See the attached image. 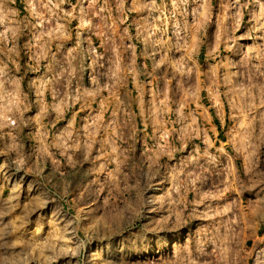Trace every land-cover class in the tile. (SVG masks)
I'll return each instance as SVG.
<instances>
[{
    "label": "rangeland",
    "instance_id": "1",
    "mask_svg": "<svg viewBox=\"0 0 264 264\" xmlns=\"http://www.w3.org/2000/svg\"><path fill=\"white\" fill-rule=\"evenodd\" d=\"M0 264H264V0H0Z\"/></svg>",
    "mask_w": 264,
    "mask_h": 264
},
{
    "label": "crops",
    "instance_id": "2",
    "mask_svg": "<svg viewBox=\"0 0 264 264\" xmlns=\"http://www.w3.org/2000/svg\"><path fill=\"white\" fill-rule=\"evenodd\" d=\"M40 104V103H38ZM43 104V103H42ZM217 123H219V125H217V127H222V124H223V118L221 116H218L217 117ZM57 122H60L61 121V117L58 118V120H56Z\"/></svg>",
    "mask_w": 264,
    "mask_h": 264
},
{
    "label": "bare ground",
    "instance_id": "3",
    "mask_svg": "<svg viewBox=\"0 0 264 264\" xmlns=\"http://www.w3.org/2000/svg\"><path fill=\"white\" fill-rule=\"evenodd\" d=\"M180 235V234H179ZM179 237V236H178Z\"/></svg>",
    "mask_w": 264,
    "mask_h": 264
}]
</instances>
